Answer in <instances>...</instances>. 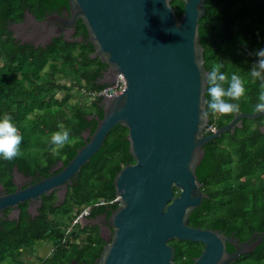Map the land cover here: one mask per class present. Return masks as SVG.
Here are the masks:
<instances>
[{
    "label": "water",
    "instance_id": "water-1",
    "mask_svg": "<svg viewBox=\"0 0 264 264\" xmlns=\"http://www.w3.org/2000/svg\"><path fill=\"white\" fill-rule=\"evenodd\" d=\"M68 1L65 16L53 13L43 22L26 11L37 29H45L43 46L63 32H76L81 19L87 42L94 47L91 56L107 64L103 84L115 82L122 74L126 87L119 94L101 97L103 117L92 115L97 121L94 132L85 130L84 144L67 164L60 161L57 172L23 188L18 182L23 173L15 166L12 182L17 189L0 195V211L29 200L41 201L43 194L54 191L65 199L68 186L109 132L121 124L128 128L126 139L135 162L127 163L114 177L119 204L108 217L111 236L106 237L101 228L107 243L96 264H181L175 260L171 240L204 244L192 264H233L254 251L264 241V232L241 241L219 229L189 224L190 214L208 197L196 174L204 146L242 127L245 118L264 115L240 112L214 132L205 133L209 115L199 119L202 71L208 70L199 31L205 0H182L181 16L173 0L167 4L165 0ZM82 39L80 35L74 41ZM260 129L264 132V124ZM228 244L234 251L228 250Z\"/></svg>",
    "mask_w": 264,
    "mask_h": 264
},
{
    "label": "trees",
    "instance_id": "trees-1",
    "mask_svg": "<svg viewBox=\"0 0 264 264\" xmlns=\"http://www.w3.org/2000/svg\"><path fill=\"white\" fill-rule=\"evenodd\" d=\"M68 2L0 0V116L11 115L23 136L20 156L12 160L0 158V181L8 186L12 184L15 166L19 171L47 175L58 162L67 164L84 144L85 130L91 129L93 133L97 126V121H90L89 115L103 117L101 97L94 98L88 107L70 101L73 95L91 93L106 85L97 83L105 64L91 56L94 51L91 42L61 38L54 39L47 47L34 48L19 43L13 36L11 25L27 10L42 16L63 6L68 8ZM205 2L206 13L199 27L205 66L209 70L213 63L220 62L224 65L221 71L229 77L239 74L245 81L246 95L239 102L238 113H253L261 81L253 80L249 69L257 60L254 53L264 49V0ZM172 6L178 16L183 14L182 0H173ZM78 33L87 36L82 20ZM68 76H73V85L60 82ZM61 90L65 95L59 98ZM236 114H209V125L223 126ZM61 124L70 130V143L56 147L50 143V135ZM263 124L264 115L245 118L242 127L227 131L204 146L205 155L196 174L208 197L190 214V225L219 229L227 235L235 233L242 240L264 232V132L260 129ZM127 134L128 128L121 124L109 132L103 146L74 179L76 183L68 195V201H72L69 206L53 207L51 203L52 219L46 214L33 223L23 217V224L14 233L0 236V260L13 254V246H29L39 239L49 240L57 247L55 261L62 255L84 259L100 255L102 246L94 247L91 239L83 247L75 243L79 231L72 233L73 239H68L67 230L85 206L96 208L94 203L116 197L113 183L116 172L135 162L129 152ZM117 206L109 203L99 207L111 213ZM170 243L176 248L175 260L181 264H192L204 248L201 242L171 240ZM228 250L232 252L234 247L228 244ZM233 264H264V241Z\"/></svg>",
    "mask_w": 264,
    "mask_h": 264
},
{
    "label": "flooded vegetation",
    "instance_id": "flooded-vegetation-1",
    "mask_svg": "<svg viewBox=\"0 0 264 264\" xmlns=\"http://www.w3.org/2000/svg\"><path fill=\"white\" fill-rule=\"evenodd\" d=\"M67 6L60 7L55 11H48V13L38 16L35 13L31 12L33 16H35L36 20L43 22L44 20H48V16L53 13H59L62 16H65V10ZM50 21V20H49ZM80 21H78L76 25V32H71L69 34L63 32L54 39H65L68 41H74L75 38H79L80 35L83 36V39L80 41L87 42V36L83 35V33H78L80 28ZM22 22V24H17ZM57 23V21L53 22ZM11 29L13 31V36L16 41L23 45L32 46L34 48L39 47H47L49 44L47 43L43 46V41L46 37L45 29L41 28L40 30L35 27V21L32 15H29L25 12V15L18 21L14 22L11 25ZM94 52V51H93ZM94 59H99L96 57ZM100 69L101 75L97 78V83L103 84L102 75L104 71L107 69V64ZM105 85V84H103ZM96 115V114H95ZM95 118H92V115H89V120L93 121ZM60 162L55 164L50 170H48V174H41L39 171H36L34 174L28 173L27 171H20L23 173L22 177L19 179V185L23 188L31 185L32 183L39 181L42 178L48 177L51 174L57 172L55 169L59 166ZM13 177H11L12 179ZM2 185H0V195H4L7 193H11L17 189V185L12 182L10 186L4 184L0 181ZM75 181L73 184L68 186V192L66 194V198L59 196L58 191H54L50 194H43L41 197V201H25L18 204L17 208H7L0 211V236L4 237L9 233H14L13 230L20 227L23 222L22 218H27L31 222H36L39 218L48 214V219H52V205L53 207H63L69 206L72 201H68V195L71 189L75 185ZM52 203V205H51ZM113 204L111 202L101 204L107 206ZM119 202H117V205ZM101 205H98L96 208H92L87 216L82 217L78 223H76L70 232L67 231L68 239L72 238V233L79 231V236L75 240V243L81 244V246H85L93 240L92 245L94 247L104 246L107 241L101 236V228L104 229V235L106 237L111 236L112 228L109 226L110 223L108 221V217L110 215V211L108 210H100ZM100 206V207H99ZM76 209V206L73 210ZM64 218L69 219V215H65ZM235 234V233H234ZM254 234V233H253ZM236 236V235H235ZM251 237V236H250ZM238 238V237H237ZM249 238V237H248ZM247 238V239H248ZM240 239V238H239ZM247 239H240L241 241H245ZM102 244V245H101ZM11 246L8 247L10 250ZM7 250V251H8ZM13 254H8L0 260V264H96L98 255L94 259L88 257L84 259L81 256H60L57 260H53L54 257L58 254L57 247H54L53 243L49 240L39 239L34 244L29 246H13L12 248ZM9 253V252H8ZM101 254V253H100ZM245 255V254H243ZM241 255V256H243Z\"/></svg>",
    "mask_w": 264,
    "mask_h": 264
},
{
    "label": "clouds",
    "instance_id": "clouds-1",
    "mask_svg": "<svg viewBox=\"0 0 264 264\" xmlns=\"http://www.w3.org/2000/svg\"><path fill=\"white\" fill-rule=\"evenodd\" d=\"M167 4V0H165ZM254 55L257 60L249 69L253 80H260L257 103L253 111L264 113V49L257 50ZM197 69L201 64L196 61ZM223 63H213L209 70L202 71L200 82L201 96L199 97V119L203 121L209 114L229 115L240 111V101L246 95L245 81L239 74L233 73L230 77L221 69ZM59 130L50 135V143L56 147H63L70 143V130L63 124ZM23 136L11 115L4 113L0 116V158L12 160L21 155Z\"/></svg>",
    "mask_w": 264,
    "mask_h": 264
},
{
    "label": "built area",
    "instance_id": "built-area-1",
    "mask_svg": "<svg viewBox=\"0 0 264 264\" xmlns=\"http://www.w3.org/2000/svg\"><path fill=\"white\" fill-rule=\"evenodd\" d=\"M125 87H126V81H125L124 76L121 74L117 77L115 82L106 84L103 88L99 90H95L91 92V94L93 95L94 98L110 97V96L121 93L125 89ZM216 128L217 127L213 124L208 125V127L205 130V133H212L216 130ZM119 199H120V196L116 195V197L112 201L100 200L94 203V206H98V205L105 204L108 202L117 203L119 202ZM92 207L93 205H87L83 209H81L80 212L77 214V216L74 218L72 225L68 228L67 231L70 232L73 226L76 223H78L82 217L87 216L90 210L92 209Z\"/></svg>",
    "mask_w": 264,
    "mask_h": 264
},
{
    "label": "rangeland",
    "instance_id": "rangeland-1",
    "mask_svg": "<svg viewBox=\"0 0 264 264\" xmlns=\"http://www.w3.org/2000/svg\"><path fill=\"white\" fill-rule=\"evenodd\" d=\"M46 69H48V67L46 68ZM45 69V70H46ZM74 80H76V79H74ZM73 81V76H68V77H66V78H62V79H60V82L61 83H67L68 85H73V83H74V81ZM73 90H75L77 93H79L80 94V92H79V90L77 91V88H75V89H73ZM72 90V91H73ZM74 92V91H73ZM65 95V91L63 90H61V91H59V93H58V97L59 98H61V97H63ZM94 100V97H93V95L91 94V93H89V92H87V91H83L82 92V94L80 95V96H72L71 97V99H70V101L72 102V103H74V102H79V103H81L82 105L80 106V107H84V106H90V104H91V102ZM33 114H31V116H32Z\"/></svg>",
    "mask_w": 264,
    "mask_h": 264
}]
</instances>
